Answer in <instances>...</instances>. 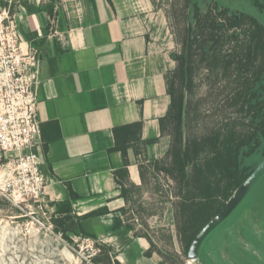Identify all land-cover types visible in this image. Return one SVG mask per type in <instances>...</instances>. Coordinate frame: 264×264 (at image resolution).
I'll return each instance as SVG.
<instances>
[{
	"label": "crops",
	"instance_id": "0c3cea01",
	"mask_svg": "<svg viewBox=\"0 0 264 264\" xmlns=\"http://www.w3.org/2000/svg\"><path fill=\"white\" fill-rule=\"evenodd\" d=\"M141 15L140 0H27L15 14L22 46L40 52L37 119L45 199L56 214V204L69 200L71 190L72 216L80 220L66 223L65 230L94 235L119 264H162L150 252L157 246L154 230L166 229L174 249L179 241L171 202L149 215L144 234L135 226L107 231L127 207L113 172L126 170L125 185L140 190L142 166L163 158L170 145L160 121L170 105L166 77L174 62L150 42ZM136 123L139 141L130 143L125 164L113 150V130ZM102 208L108 213L83 218Z\"/></svg>",
	"mask_w": 264,
	"mask_h": 264
},
{
	"label": "rangeland",
	"instance_id": "374dc122",
	"mask_svg": "<svg viewBox=\"0 0 264 264\" xmlns=\"http://www.w3.org/2000/svg\"><path fill=\"white\" fill-rule=\"evenodd\" d=\"M140 1L150 42L174 62L168 75L183 94V145L212 135H218L219 141L230 135L236 142L252 138L251 144L240 148V185L264 158V101L251 100L264 72V0ZM21 7H27V0H0V9H9L12 16ZM209 158V150L201 152L186 173L191 177L204 173ZM9 160L0 152V174ZM170 160L165 155L157 164L142 166V189L125 186L127 207L116 216L144 234L149 215L165 211L171 202L178 247L169 243L166 229L154 230L151 235L157 246L150 252L161 257L162 264H188L186 237L190 231L186 236L181 232L189 214L206 200L195 190V180L186 189L166 175L164 169L172 167ZM202 175L206 176L201 180L203 192L211 194L215 184L220 185L221 192L209 202L213 208L206 209L214 217L237 187L224 199V179ZM206 183L212 184L210 190ZM189 197L193 201H187ZM26 213L0 199V264H109L105 251L93 239L67 231L63 234L55 224L56 214L47 222L52 226L49 230L46 221L45 228L31 224ZM206 239L199 251L200 264H264V176Z\"/></svg>",
	"mask_w": 264,
	"mask_h": 264
},
{
	"label": "built area",
	"instance_id": "2783aa9c",
	"mask_svg": "<svg viewBox=\"0 0 264 264\" xmlns=\"http://www.w3.org/2000/svg\"><path fill=\"white\" fill-rule=\"evenodd\" d=\"M39 55L38 48L22 46L15 16L0 9V152L10 159L2 165L0 199L27 210L31 224L45 228L55 212L45 199L47 178L39 156Z\"/></svg>",
	"mask_w": 264,
	"mask_h": 264
},
{
	"label": "trees",
	"instance_id": "16d2710c",
	"mask_svg": "<svg viewBox=\"0 0 264 264\" xmlns=\"http://www.w3.org/2000/svg\"><path fill=\"white\" fill-rule=\"evenodd\" d=\"M55 0H51L52 3H54ZM53 4L48 5L46 8L50 15L52 16L53 12ZM252 40L250 45H248V51L251 48ZM252 49V48H251ZM182 74L184 75V71H182ZM166 84H167V92L170 96V105L168 108V112L166 114V117L160 121V130L162 134H166L170 136V145L169 149L167 151V157H169L171 168L164 169V172L167 176L171 178V180L179 182L180 185H182L184 188H191L190 183L195 180V190H200L202 193V198L205 199V204H199L198 209L194 210L193 213L189 214V216L186 219V223L184 226V231L181 232L182 235L186 236L188 233V230L190 233L188 234L187 238V245L189 247L190 243L192 242L194 236L196 235L197 231L212 217L213 214L206 211L213 208V204L209 203L211 199L216 198L217 194L221 192L220 185L218 182L215 184V188L213 193H206L202 190V182L201 180L205 179L206 176H203L202 174L207 173L210 177L219 176L222 179H224L223 186L225 190L224 191V199H226L229 195V192L238 187L240 183V163H239V156H240V148L244 145H249L252 142V138L248 140V142H244V139H240L237 142L234 140L233 136H229L227 140L225 141H219L218 135H212L211 137H205L202 139H199L198 141L193 140L191 142H187L183 145L182 143V121L184 118V103H183V94L182 92L175 87L174 82L170 81V76L168 75L166 77ZM255 103L259 102V104L264 101V72L260 74L259 82L255 85L252 93H251V100ZM258 100V101H257ZM254 106V104H253ZM141 129V124H131L126 125L122 127H117L113 130L114 139L116 141V144L113 148V150L120 151L123 155L125 164L127 163L126 160V150L129 148V145L131 142L139 141L138 134ZM243 141V142H242ZM185 147V149L182 151V147ZM210 151V158L205 160V167L203 166L204 173H196L195 176H189L186 173L187 168H189L192 165V161L196 159V157L201 152H207ZM247 148V147H246ZM251 149V148H250ZM158 161H155L154 163L157 164ZM200 174V175H199ZM113 177L116 182L121 188L120 197L125 199L126 196V190L125 188V177H126V170H116L113 172ZM200 177V178H196ZM207 190H210L212 187V184L206 183ZM70 199L63 201L59 204H56V215L57 217L54 219L55 224L60 228V230L64 233H66V230L64 228V225L70 221L80 220L76 217L72 216V206L71 202L76 199V195L70 190ZM205 193L206 195H204ZM191 199L193 201V198H188L187 201ZM194 206V205H192ZM121 209L120 211H122ZM186 211V210H185ZM108 210L106 208L99 209L97 211H94L92 213L87 214L83 218L95 216V215H104L107 214ZM176 219V218H175ZM122 227H129L126 225L123 220H121L119 217H113L112 219V225L107 228L108 232H114L119 230ZM192 230V231H191ZM179 231V230H178ZM181 233H179L181 235ZM77 234H80L82 236H85L86 238L96 239L94 235L85 233L82 231L81 228H79V232ZM102 249L105 251L107 260L109 264H119L117 260L115 259L114 251L105 244H100ZM98 259V258H97Z\"/></svg>",
	"mask_w": 264,
	"mask_h": 264
},
{
	"label": "water",
	"instance_id": "95a60500",
	"mask_svg": "<svg viewBox=\"0 0 264 264\" xmlns=\"http://www.w3.org/2000/svg\"><path fill=\"white\" fill-rule=\"evenodd\" d=\"M263 175L264 158L234 190L223 208L196 233L188 248L186 256L188 264H200L199 251L205 239L235 211Z\"/></svg>",
	"mask_w": 264,
	"mask_h": 264
},
{
	"label": "flooded vegetation",
	"instance_id": "af4514ba",
	"mask_svg": "<svg viewBox=\"0 0 264 264\" xmlns=\"http://www.w3.org/2000/svg\"><path fill=\"white\" fill-rule=\"evenodd\" d=\"M263 176H264V175H263ZM263 176H262V177H263ZM262 177H261V178H262ZM261 178H260V180H261ZM260 180H259V181H260Z\"/></svg>",
	"mask_w": 264,
	"mask_h": 264
}]
</instances>
